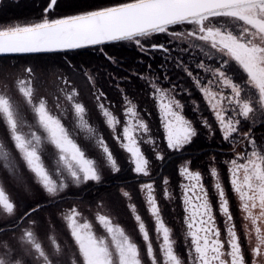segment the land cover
Returning a JSON list of instances; mask_svg holds the SVG:
<instances>
[{
    "label": "snow or ice",
    "instance_id": "snow-or-ice-1",
    "mask_svg": "<svg viewBox=\"0 0 264 264\" xmlns=\"http://www.w3.org/2000/svg\"><path fill=\"white\" fill-rule=\"evenodd\" d=\"M9 8L0 264H264V0Z\"/></svg>",
    "mask_w": 264,
    "mask_h": 264
},
{
    "label": "trees",
    "instance_id": "trees-1",
    "mask_svg": "<svg viewBox=\"0 0 264 264\" xmlns=\"http://www.w3.org/2000/svg\"><path fill=\"white\" fill-rule=\"evenodd\" d=\"M10 8L5 14L7 19H18L21 22L29 19H36L39 16L40 9L42 8L45 0H8ZM85 52V58L94 54L89 50H83ZM122 57L127 58V60H132L137 54L131 49H124L121 52Z\"/></svg>",
    "mask_w": 264,
    "mask_h": 264
},
{
    "label": "rangeland",
    "instance_id": "rangeland-1",
    "mask_svg": "<svg viewBox=\"0 0 264 264\" xmlns=\"http://www.w3.org/2000/svg\"><path fill=\"white\" fill-rule=\"evenodd\" d=\"M122 155L126 156L127 153H122ZM205 183H206V185L209 183L208 178H206ZM9 192L11 193L10 189H9ZM133 195L137 201V204H138V207H139L141 213L145 216V219L147 220L149 217L145 213L144 208H143V206H141V203H140L142 201V196L138 195L136 191L133 192ZM235 203H238V201H236ZM177 211H179V209H177ZM173 216H174V214H166L165 218L168 221V223L170 224V226H174V227L178 228V224H177L176 220L173 218ZM120 222L122 223L123 226H125L126 228H129V229L132 227V225L134 223L133 220L128 215L127 211L124 209L121 210ZM218 223H220L219 219H218ZM150 227H151V225H150ZM181 251H183V249H181Z\"/></svg>",
    "mask_w": 264,
    "mask_h": 264
},
{
    "label": "flooded vegetation",
    "instance_id": "flooded-vegetation-1",
    "mask_svg": "<svg viewBox=\"0 0 264 264\" xmlns=\"http://www.w3.org/2000/svg\"><path fill=\"white\" fill-rule=\"evenodd\" d=\"M92 55H94V54H91V56H92ZM110 98H111V99H115V95H114V94H110ZM155 119H156V118H155V116H154V117H153V121H154V122H155Z\"/></svg>",
    "mask_w": 264,
    "mask_h": 264
}]
</instances>
